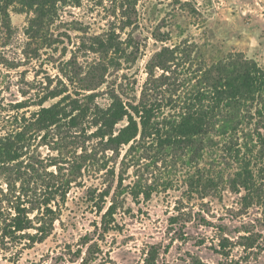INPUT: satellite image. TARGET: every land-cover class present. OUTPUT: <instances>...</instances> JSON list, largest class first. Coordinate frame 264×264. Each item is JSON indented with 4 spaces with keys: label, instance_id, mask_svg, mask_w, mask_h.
Wrapping results in <instances>:
<instances>
[{
    "label": "rangeland",
    "instance_id": "obj_1",
    "mask_svg": "<svg viewBox=\"0 0 264 264\" xmlns=\"http://www.w3.org/2000/svg\"><path fill=\"white\" fill-rule=\"evenodd\" d=\"M129 15L134 23L127 26ZM112 33L119 51L94 50L97 39ZM176 45L175 84L158 96L155 123L161 127L179 120L200 67L231 52H243L264 67V0H0V137L25 132L17 144L20 158L0 164V193L5 205L25 200L35 209L32 216L49 201L53 212L43 221L55 219L43 242L22 239L0 247V264H81L71 260L69 246L75 251L88 234L103 251L92 264H143L151 245L162 247L159 264H264V206L243 210L242 194L230 187L247 164L264 178L251 117L255 101L225 108L214 130L180 154L152 141L120 153L106 150L92 134L91 116L73 128L62 123L40 130L30 122L43 97L64 83L72 95L64 105L77 98L83 105L107 107L113 91L126 103L138 102L152 87L148 61ZM101 62L107 65L106 82L90 102L92 91L67 75L74 64L88 71ZM199 177L220 180V186L206 197L191 192ZM150 185L151 198L141 195L138 202L135 194ZM110 207L122 230L100 236ZM179 212L185 213L180 224H172ZM247 229L259 236L253 249L238 242ZM223 237L233 243L226 254L219 252Z\"/></svg>",
    "mask_w": 264,
    "mask_h": 264
},
{
    "label": "trees",
    "instance_id": "obj_2",
    "mask_svg": "<svg viewBox=\"0 0 264 264\" xmlns=\"http://www.w3.org/2000/svg\"><path fill=\"white\" fill-rule=\"evenodd\" d=\"M127 26L133 25L131 15L128 17ZM110 34L109 38L97 39L98 52L107 54L111 51H119L120 46ZM165 40V39H162ZM180 52V45L174 47H163L156 52L148 61L147 70L149 74L148 84L151 88L144 91L141 99L136 102L126 103L116 92L111 93V103L107 107L100 105L91 106L89 103L83 105L79 99H72L70 105H64L70 98L68 86L50 90L39 103L38 111L33 112L30 122L40 130H48L57 127L62 123H68L73 127L81 126L87 117L91 116L92 126L95 131L92 133L97 139L103 141L106 150L120 153L123 147L133 146L135 143L146 144L152 141L160 148L170 147L176 153L185 152L196 141L197 136L210 133L219 124V118L223 115L224 109L234 106L235 103L255 101L257 106L251 110V117L254 120L257 143L259 145L258 157L264 161V67L259 62L248 57L243 52H231L227 58L220 60L211 66L200 67L197 76V88L194 89L188 98L180 105L181 115L178 121L171 126L161 127L155 123L158 111L161 109V101L158 96L167 88L174 85L173 62ZM73 64L72 61L69 62ZM72 73L67 77L78 83L82 90L92 91L89 101H94L97 96L96 90L106 82L107 65L103 62L93 65L88 71L76 70L73 65ZM162 71L158 74V71ZM147 84V85H148ZM149 90V91H148ZM149 92V94H148ZM149 95V96H148ZM56 103L45 106V102L50 99L59 98ZM68 120V121H67ZM126 122L121 127L118 125ZM25 136L24 131H16L6 136L0 137V164L16 161L21 153L17 146ZM220 186V180L215 178H198L190 184L191 192H198L206 197ZM231 190L241 196V206L243 210H248L253 206H264V178L259 179L247 164L243 171L230 181ZM155 188L150 185L141 192L135 194V199L139 202L141 195L145 200L151 198ZM243 191V193H242ZM107 191L102 195L105 201ZM0 193V247L4 248L9 243L19 242L27 239L32 243L43 242L51 233L55 219L43 221L49 217L53 209L46 202L41 213L32 216L34 208L25 203L21 198L11 201L9 205ZM103 210V206L99 207ZM184 212L171 217L172 224H180V219ZM110 216V219L108 218ZM114 207L103 216L101 221V235L111 230H122V226L114 219ZM35 230L34 232H32ZM247 234L239 237L240 245L246 249H253L258 245L256 233L250 229ZM184 234L181 238H183ZM233 244L230 239L223 237L221 249L224 254ZM166 247L165 251H168ZM260 248H262L260 246ZM162 247L151 245L148 249L143 264H159ZM102 247L94 235H85L77 249L72 250L69 246L70 258L72 261H81V264H92L102 255Z\"/></svg>",
    "mask_w": 264,
    "mask_h": 264
}]
</instances>
